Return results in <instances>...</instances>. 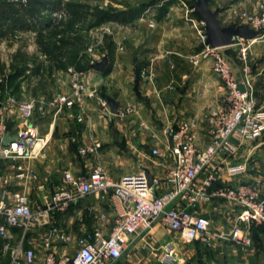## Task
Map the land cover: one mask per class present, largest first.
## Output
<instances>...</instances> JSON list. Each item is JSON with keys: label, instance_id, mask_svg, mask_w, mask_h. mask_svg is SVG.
Returning a JSON list of instances; mask_svg holds the SVG:
<instances>
[{"label": "crops", "instance_id": "1", "mask_svg": "<svg viewBox=\"0 0 264 264\" xmlns=\"http://www.w3.org/2000/svg\"><path fill=\"white\" fill-rule=\"evenodd\" d=\"M257 1L209 0V5L222 7L219 23L230 25L240 23L237 11H254ZM11 7L0 4V17L14 20L19 13ZM191 18H199L191 7V0H157L146 4L130 20L112 21L123 33L106 36L98 54H92L91 63L104 56L108 58L104 72L90 65L84 69L88 77L87 90L94 89V96L85 94L71 109L57 113L45 109L28 120L18 117L8 106L3 107L1 118L9 135L28 128L40 141L38 148L26 157L0 159V173L9 180L7 187L23 191L34 208L45 203L47 196L62 182L64 171L81 177L99 166L112 179L144 170L153 180L155 194L168 188L164 175L174 163L171 132L177 130L181 122H191L196 143L203 148L214 114L227 105L224 83L213 71L211 58L201 53L202 43ZM11 25L1 29L0 35H15L22 30ZM248 40L247 61L257 87L264 78V30ZM235 44L220 49H225L223 54L231 64L239 87L244 89L246 78L234 60L237 57ZM193 58L198 61L193 62ZM143 70L153 72V77L143 75ZM108 96L114 98L118 110L127 106L132 110L124 116L109 112L101 105V99ZM259 100L264 105V94ZM94 141L100 143L94 152H79L80 147ZM153 148H157L159 154H152ZM213 164L218 166L216 179L208 188L209 198L199 204L200 212L210 220V244L199 240L185 242L178 232L158 221L146 234L130 237L116 264H160L156 254L167 240L177 246L178 264H264V226L254 232L250 229L251 246L219 237L218 233L227 235L236 222L238 207L213 194L221 186L244 182L264 200L261 184L264 140H247L235 154H219ZM20 170L22 176L17 175ZM202 178L198 176L196 182L200 183ZM71 206L65 214L57 216L60 228L71 237L68 244H56L58 254L72 253L76 239L94 228L100 227L106 236L112 226L114 204L108 193H88ZM101 214H106L107 218H101ZM43 233L44 228H38L32 234L34 264L42 260Z\"/></svg>", "mask_w": 264, "mask_h": 264}, {"label": "built area", "instance_id": "2", "mask_svg": "<svg viewBox=\"0 0 264 264\" xmlns=\"http://www.w3.org/2000/svg\"><path fill=\"white\" fill-rule=\"evenodd\" d=\"M3 1L16 4L27 2ZM42 13L47 15V21L42 24L50 25L65 15V8L63 5H48ZM236 16L240 23L264 30V0L257 1L254 11L240 10ZM191 20L202 43L201 53L211 58L212 69L221 77L227 95L226 108L215 113L211 120L206 145L200 148L196 143L191 122H181L177 130L171 132L174 163L164 175V181L169 183V187L157 194L153 189V180L150 183L144 170L112 179L97 166L81 177L64 171L62 182L47 196L45 203L33 208L28 196L23 191L8 188V178L0 173V252L8 259V264L35 263L31 244L32 234L38 228H44V253L40 264H116L131 241L130 237L146 234L158 221L178 232L179 238L185 242L199 240L210 244V220L200 212L199 204L209 198L208 188L216 179L218 166L213 162L219 154H235L243 142L256 140L264 133V108L258 105L253 79L245 75V88L240 89L231 64L220 47L205 43L204 21L200 18ZM245 40L236 37L234 43ZM88 50L93 51L92 48ZM241 50L244 51V48ZM197 61L193 58V62ZM244 71L247 73V66ZM142 74L149 78L154 75L150 70H143ZM2 84L3 79H0V159L26 157L40 143L35 134L26 128L9 143L2 144L1 139L6 133V124L1 118L3 107L8 106L18 117L28 120L36 112L45 109H52L55 113L71 109L83 95L95 94L94 89L87 90L88 77L84 70L72 72L69 89L50 97L17 101L9 95H2ZM258 89L264 90V78L260 80ZM101 105L109 109L104 98L101 99ZM131 110L127 106L118 110L117 114L124 116ZM99 146L100 143L94 141L78 150L86 154L94 152ZM152 154H159L157 148L152 149ZM18 168L21 169V166ZM17 175L22 176L23 171L20 170ZM200 175L203 176L202 181L197 183ZM261 184L264 186V178ZM88 193L109 194L114 204L111 229L105 236L100 227H96L76 239V248L72 253L58 254L56 244H68L71 237L60 228L57 216L65 214L71 205ZM213 194L238 207L236 222L228 234L217 235L251 246V227L264 226V200L259 199L255 190L244 182L221 186ZM101 218H107L106 214H101ZM158 250L156 257L160 264L179 263L177 246L171 240L161 244Z\"/></svg>", "mask_w": 264, "mask_h": 264}, {"label": "rangeland", "instance_id": "3", "mask_svg": "<svg viewBox=\"0 0 264 264\" xmlns=\"http://www.w3.org/2000/svg\"><path fill=\"white\" fill-rule=\"evenodd\" d=\"M26 1L25 5L17 3L13 7L18 13L24 12L25 9L29 10L30 12L28 11L26 15L18 14L14 20L0 17V30L10 23L12 27L19 28L18 30L22 29L21 33L17 32L15 35L7 33L0 35L2 95L14 96L12 98L17 101L34 99L43 95L50 97L53 94L67 91L70 87L71 73L84 70L91 64L89 60L92 54L95 52L98 54L105 37L112 33L115 35L123 33V30L111 24L112 21H115L114 19L93 25L98 21L99 10L115 11L141 7L157 0ZM46 4L63 5L65 15L50 25L49 23L47 25L39 24L44 18L42 12L43 6ZM37 46L44 47V50ZM233 46L237 48V57L234 60L239 65L243 77L248 74L250 78H253L252 68L247 61L249 40L236 42ZM88 48H92L93 51H89ZM222 48L220 50L223 53L225 49ZM242 48L244 51L241 50ZM246 66L247 73L244 71ZM256 89L257 102L258 105H261V100L258 101V99L263 96L264 90L259 91L258 86ZM261 106L264 108V105ZM262 139L264 140V133L256 140ZM0 264H8V259L1 252Z\"/></svg>", "mask_w": 264, "mask_h": 264}, {"label": "water", "instance_id": "4", "mask_svg": "<svg viewBox=\"0 0 264 264\" xmlns=\"http://www.w3.org/2000/svg\"><path fill=\"white\" fill-rule=\"evenodd\" d=\"M191 7L194 12L202 19L205 23V43L215 47L227 46L234 43L236 37H241L243 39H252L261 33V30L254 29L247 26L244 23H233L230 25H221L219 23L218 14L223 11V8L217 6L211 8L209 5V0H191ZM108 63V58L106 56L102 57L100 60L95 61L90 64V67L104 72ZM135 74L138 77L139 70H135ZM109 112L116 114L118 112V105L114 98L106 97ZM16 135H9L6 132L2 139V144H7L15 138ZM149 181L151 183L152 178L146 171Z\"/></svg>", "mask_w": 264, "mask_h": 264}, {"label": "trees", "instance_id": "5", "mask_svg": "<svg viewBox=\"0 0 264 264\" xmlns=\"http://www.w3.org/2000/svg\"><path fill=\"white\" fill-rule=\"evenodd\" d=\"M0 4H7L10 7L12 6L11 8H12L13 11H14L13 7H14V5H16V3L6 2V1H3V0L0 1ZM36 4H38V3H36ZM22 5H25V4H22ZM27 5H29V4H27ZM38 6H40V5H38ZM47 6H48L47 4L44 5L43 6L44 8L42 7L43 10L46 9ZM143 7H144V5L141 6V7H131V8H128V9L115 10V11L110 10V9L99 10V13H97L98 14V21H96L95 24H93V25H97L100 22H103V21H106V20H110V19H114V20L119 21V22L128 21L131 18H133L135 15H137L138 12L143 9ZM28 11L29 10L25 9L24 12H20L19 14L23 16V15H26L28 13ZM2 18H4V17H2ZM42 21H47V15L44 14V18L42 19ZM40 48H43L42 50H44V47L41 46ZM258 228L261 229L262 228L261 225H254L253 227H251L253 232L256 231Z\"/></svg>", "mask_w": 264, "mask_h": 264}]
</instances>
